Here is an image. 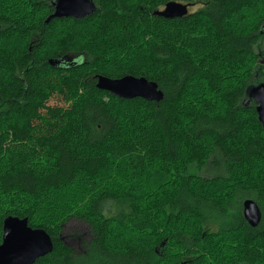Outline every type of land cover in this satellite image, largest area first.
I'll use <instances>...</instances> for the list:
<instances>
[{"label": "trees", "instance_id": "trees-1", "mask_svg": "<svg viewBox=\"0 0 264 264\" xmlns=\"http://www.w3.org/2000/svg\"><path fill=\"white\" fill-rule=\"evenodd\" d=\"M51 1L0 0V242L13 215L52 239L34 264H264L247 96L264 82V0H174L189 4L174 18L154 13L171 0H93L46 22ZM97 74L143 76L163 98L118 97ZM72 219L88 239L64 234Z\"/></svg>", "mask_w": 264, "mask_h": 264}, {"label": "water", "instance_id": "water-1", "mask_svg": "<svg viewBox=\"0 0 264 264\" xmlns=\"http://www.w3.org/2000/svg\"><path fill=\"white\" fill-rule=\"evenodd\" d=\"M51 3L53 12L48 15L46 22L52 18H82L96 10L93 0H52ZM188 8V3L171 0L154 13L165 18H174L186 15ZM49 63L53 64L51 59ZM96 87L125 99L141 97L158 102L163 98V92L155 81L131 74L118 78L97 74ZM247 96L255 102L258 121L264 128V82L251 84ZM242 214L252 227L257 226L261 220L260 208L251 198L243 200ZM52 250L53 243L49 234L42 228L28 225L27 218L8 215L3 219L0 264H34L38 258Z\"/></svg>", "mask_w": 264, "mask_h": 264}, {"label": "rangeland", "instance_id": "rangeland-1", "mask_svg": "<svg viewBox=\"0 0 264 264\" xmlns=\"http://www.w3.org/2000/svg\"><path fill=\"white\" fill-rule=\"evenodd\" d=\"M194 7H190V9H192ZM49 105H64L65 104V100L62 99L60 96L58 95H53L50 97V99L47 102ZM216 172V171H215ZM213 170H209L208 173L210 175L215 173ZM215 229V227H214ZM78 232L81 233V240H85L88 239L90 237V232H89V227L87 226L86 223L72 219L69 220L66 224H65V228H64V234L66 235L69 232ZM67 240V239H66ZM68 243L73 246V247H77L78 243L80 242V240L78 241L77 239H73L67 240Z\"/></svg>", "mask_w": 264, "mask_h": 264}]
</instances>
